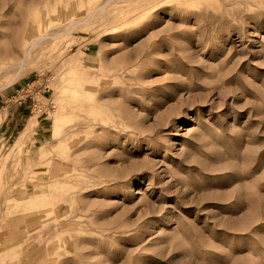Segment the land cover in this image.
Masks as SVG:
<instances>
[{
    "label": "rangeland",
    "instance_id": "obj_1",
    "mask_svg": "<svg viewBox=\"0 0 264 264\" xmlns=\"http://www.w3.org/2000/svg\"><path fill=\"white\" fill-rule=\"evenodd\" d=\"M0 264H264V0H0Z\"/></svg>",
    "mask_w": 264,
    "mask_h": 264
},
{
    "label": "bare ground",
    "instance_id": "obj_2",
    "mask_svg": "<svg viewBox=\"0 0 264 264\" xmlns=\"http://www.w3.org/2000/svg\"><path fill=\"white\" fill-rule=\"evenodd\" d=\"M46 186V185H45Z\"/></svg>",
    "mask_w": 264,
    "mask_h": 264
}]
</instances>
